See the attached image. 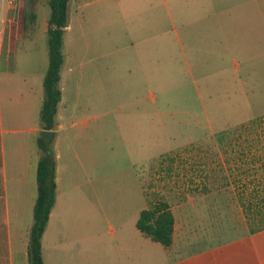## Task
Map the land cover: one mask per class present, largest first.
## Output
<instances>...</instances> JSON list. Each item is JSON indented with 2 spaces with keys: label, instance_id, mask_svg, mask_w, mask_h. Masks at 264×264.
<instances>
[{
  "label": "crops",
  "instance_id": "0c3cea01",
  "mask_svg": "<svg viewBox=\"0 0 264 264\" xmlns=\"http://www.w3.org/2000/svg\"><path fill=\"white\" fill-rule=\"evenodd\" d=\"M161 1V16L158 13L157 18L150 16L148 11L143 17L147 32L150 22L157 21L153 25L156 39L151 42L148 33L140 40H130L129 56L120 62L132 82L143 87L144 82L147 84V99L154 97L149 84L166 79L167 65L173 70L171 76L176 84V79L182 76V61L197 96H201L196 84L198 76V80L208 83L207 97H246L245 82L252 81L255 99H264V0H222L220 7L216 0H174L179 2L174 6L176 23L169 21V0ZM39 4L43 12L38 32L29 31L26 35L25 14L30 18L32 29L34 10ZM45 4V0H0V264H28L27 234L36 195V137L42 129L38 110L47 64L48 7ZM185 7L189 9L183 10ZM75 8L73 0H67L58 80L60 98L50 138L54 156V201L40 238L44 263L264 264V228L245 232L243 222V229L232 237L198 244L190 238V219L183 208L188 196H199L213 188L229 189L236 199L238 188L248 191L261 179L262 169L257 158L262 150L256 148L254 140L248 138L242 142L253 141L255 146L249 150L229 153L224 151L227 147L218 146L221 141L214 136L247 118L233 123L225 121L215 131L204 109L198 113L189 111L187 121L182 122L180 118L176 122L184 126V131L189 127L190 133L186 132L176 145L166 147L161 142L163 135L170 138L172 134L162 131L159 137L156 132L155 144L151 147L150 106L133 105L145 95H139L129 105H102L103 94L111 95V82L118 78V57L113 54L119 48L98 52L96 41L90 45L87 34L100 26L112 25L111 11L109 17L97 11L81 14L74 24L71 14ZM131 27L137 31L136 22ZM167 33H172L173 40L166 39ZM35 34L39 39L44 37V44L35 43ZM25 39L27 42H23ZM108 39L104 38V42ZM72 81H76V97H66L65 84ZM108 113L113 115L103 121V115ZM261 113L264 110L257 114ZM156 122L157 130L165 128L164 122ZM198 130L207 132L206 136L199 138ZM193 145L195 153L200 152L201 156L209 151L208 159L213 162L211 174L203 171L204 177L195 178L191 170L187 172V163L178 164L172 172L176 176L172 183L169 165L164 166L165 171L151 172V160L166 161L162 153ZM106 152L116 155L123 163L112 171H103ZM215 162L222 168L215 169ZM103 172L114 173L112 182L111 178L105 182L103 178L107 174ZM229 173L230 176L238 174L240 180H231ZM224 174L231 181H219V176ZM151 178L154 183L160 182L162 191L165 187L168 194L163 192V196H158L159 188L153 187L148 192ZM169 196L173 197L172 202ZM155 201L166 202L173 216L168 245L152 240L135 227L140 209ZM236 202L239 205L237 199ZM191 244L196 246L183 250Z\"/></svg>",
  "mask_w": 264,
  "mask_h": 264
},
{
  "label": "rangeland",
  "instance_id": "374dc122",
  "mask_svg": "<svg viewBox=\"0 0 264 264\" xmlns=\"http://www.w3.org/2000/svg\"><path fill=\"white\" fill-rule=\"evenodd\" d=\"M217 6L223 3L222 0H216ZM150 4V7L148 6ZM179 2L174 0L168 1L169 12L171 14V23H176L174 21V6L178 5ZM73 4L76 8L72 9V23H76L78 17L81 14H87L90 12H100V15H106L109 17V10L111 11L110 16L112 17V25L98 27L94 32L88 33V41L91 44L96 41L98 45V52H101L103 49L118 47V51L113 54V56H117L116 58L119 62L117 65L118 70V78L111 82V87L113 88L111 91V95L106 97L103 94L102 97V105L103 107L107 106H117L134 101L139 95H145L142 99L135 102L133 105L139 104V106H150V116H151V124H150V143L151 147L155 144V133L160 137L162 131L164 133L172 134L170 138H166L163 135L161 142L165 144L166 147H172L176 145V142L179 141L184 134L190 133V128L187 127L184 131L182 128L184 127L182 124H177L176 121L178 119L183 118L182 122L187 121L185 118L189 116V111L196 112L201 111V109L205 110L207 115L211 117L213 122V130H218V126H221L225 123V121H230L233 123V120H244L243 123H247L250 120L256 118L258 122H264V113L257 114L259 111L264 110V99L259 100L255 99L253 92V82H245L246 83V97H238L237 95L233 97H207L206 89L208 87V83L198 80V76L196 77V84L199 88L201 96H197L194 91V87L191 84L189 75L187 74L186 67L184 62L182 61L181 69L182 76L179 77V80L172 79V68L169 65L166 66L165 75L166 79L164 82H151L149 84L150 92L154 96L153 99H147L145 94V89L147 84L144 82V87L137 84V82H132L131 78L126 76L124 67L120 65L121 61H125L128 55V44L130 40H140L142 36H145L149 33L151 35V42L156 38L153 37V25L157 24L150 22V28L147 32L145 20L143 17L146 16L149 11V15H153L157 18L155 14H162V1L161 0H73ZM47 8V5H44ZM189 8H184L183 10H188ZM43 12L42 4H39L37 8L34 10L36 14V18L34 19L35 23L32 26L29 24L30 18L25 14V33L26 35L29 31L38 32V28L40 26V19ZM143 18V19H142ZM168 18V17H167ZM166 19V23L168 25V19ZM137 23V31L133 30L131 27V23ZM30 26V27H29ZM94 33L97 34L94 40ZM107 42H104V38L107 39ZM36 44H44V37L38 38L37 34L33 36ZM167 40H173L172 33L166 34ZM23 42H27L26 39ZM46 46V43H45ZM91 51V50H90ZM97 51V47H96ZM197 75L196 73L194 74ZM171 76V77H170ZM67 82H69L67 80ZM76 81H72L68 84H65L64 94L66 97H76V88L74 87ZM140 86V87H139ZM222 85L219 84V87ZM104 87V83H103ZM143 87V89L141 88ZM142 89V90H141ZM129 105V104H127ZM203 107V108H202ZM156 111H161V113L157 114ZM180 112H177L179 111ZM113 113H108L107 115H103V121L105 118H110ZM199 117H203L201 113H199ZM249 117V118H248ZM159 120L165 123V128L163 130H157V122ZM233 125V124H230ZM229 125V126H230ZM208 131V130H206ZM214 131V132H215ZM207 132L198 130L197 136L200 138L202 136H206ZM188 147V146H186ZM111 152V151H109ZM207 154L201 156L200 152L195 153V146H190L188 149H185L183 146L175 147L174 149L168 150L163 154V158L167 159L166 161L161 160H151L150 169L151 172L157 173L159 171L164 170L165 165L170 166V171L168 175H171L169 179L171 182L176 178L175 173H172L175 170L178 164H186L185 168L187 172L191 170V174H196L195 178H199L200 176L204 177V174H211V168L213 166V162L209 161V151H206ZM219 151V157L222 156V153ZM181 159V161H180ZM187 160L191 163L189 165L188 162L182 161ZM161 161V162H160ZM103 171H112L113 168L118 167L121 163L119 159L116 158V155H109L106 152L103 156ZM216 163V162H215ZM220 163V162H219ZM216 168H222L218 163L215 164ZM205 173H202V172ZM103 174H107V177H104L105 182L107 183L108 179L113 177V172H103ZM167 174V173H165ZM155 180L159 181L156 176ZM153 177V178H154ZM211 177V175H209ZM153 178H151V182L147 185V191H151L150 187L155 189L159 188L160 192H157L158 196H163L164 193H167V189H163V185L160 182L154 183ZM187 179V177L185 178ZM221 180V176H219V181ZM173 183V182H172ZM214 186V185H213ZM212 186V187H213ZM154 190V189H153ZM164 192V193H163ZM151 194V193H149ZM169 196V200L172 202L173 197ZM156 202V201H155ZM153 205V204H152ZM184 211L187 212L188 217L190 219V238L191 240H197L198 244L201 243H215L221 241L223 239L234 236L235 233H239L244 225V219L242 213L240 211V207L236 202L235 197H233L232 193H229V189L220 188L216 190L213 188L210 192L204 193L199 196H188V198L183 203ZM196 244H191L183 248L184 251L195 247Z\"/></svg>",
  "mask_w": 264,
  "mask_h": 264
},
{
  "label": "trees",
  "instance_id": "16d2710c",
  "mask_svg": "<svg viewBox=\"0 0 264 264\" xmlns=\"http://www.w3.org/2000/svg\"><path fill=\"white\" fill-rule=\"evenodd\" d=\"M45 1L48 7L45 30L47 64L42 75V99L38 118L42 129L53 130L56 125V106L60 98L58 80L63 59L62 35L67 23V0ZM214 136L221 141L218 145L221 149L227 147L225 152L241 153L254 147L253 141L242 144L248 138L255 141L256 148H261V156L257 158L262 169L261 179H257L255 187H251L248 191L238 188L235 195L244 219L245 232L264 228V122H258L255 118L247 123L223 129ZM50 140L41 134L36 137L38 147L35 170L36 195L32 205V221L27 234L28 264H45L41 254L40 238L54 201L55 192L54 156ZM228 162H232V160H228ZM240 172L242 170L238 173ZM227 175L230 176V173ZM227 175L221 177L224 183H228ZM230 177L234 181L240 180L238 174H233ZM241 185L244 183L242 182ZM172 225L173 216L168 210L166 202L163 201H157L149 207L140 209L135 220V227L139 231L163 245H168L171 242Z\"/></svg>",
  "mask_w": 264,
  "mask_h": 264
},
{
  "label": "water",
  "instance_id": "95a60500",
  "mask_svg": "<svg viewBox=\"0 0 264 264\" xmlns=\"http://www.w3.org/2000/svg\"><path fill=\"white\" fill-rule=\"evenodd\" d=\"M39 133L48 139H50L53 134L52 130L47 129H41Z\"/></svg>",
  "mask_w": 264,
  "mask_h": 264
}]
</instances>
